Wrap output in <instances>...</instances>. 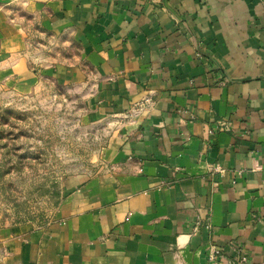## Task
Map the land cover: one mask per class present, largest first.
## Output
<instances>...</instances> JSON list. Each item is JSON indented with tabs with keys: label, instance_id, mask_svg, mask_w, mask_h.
Returning a JSON list of instances; mask_svg holds the SVG:
<instances>
[{
	"label": "crops",
	"instance_id": "crops-1",
	"mask_svg": "<svg viewBox=\"0 0 264 264\" xmlns=\"http://www.w3.org/2000/svg\"><path fill=\"white\" fill-rule=\"evenodd\" d=\"M33 24L76 60L35 69ZM0 59L104 128L48 220L0 228V264H264V0H0Z\"/></svg>",
	"mask_w": 264,
	"mask_h": 264
},
{
	"label": "rangeland",
	"instance_id": "rangeland-1",
	"mask_svg": "<svg viewBox=\"0 0 264 264\" xmlns=\"http://www.w3.org/2000/svg\"><path fill=\"white\" fill-rule=\"evenodd\" d=\"M23 7L20 1L16 12L25 21ZM25 28L24 52L35 69L76 60L71 41L51 38L34 24ZM8 66L0 59V228L48 220L61 181L92 167L104 129L87 120V93L78 86L40 77L24 85L6 73Z\"/></svg>",
	"mask_w": 264,
	"mask_h": 264
},
{
	"label": "built area",
	"instance_id": "built-area-1",
	"mask_svg": "<svg viewBox=\"0 0 264 264\" xmlns=\"http://www.w3.org/2000/svg\"><path fill=\"white\" fill-rule=\"evenodd\" d=\"M148 100H149V99H145V102H149ZM140 105H141V104H140ZM218 126H219L218 128H219L220 130H226V129H228V127H229V125H228V123H227L226 121H220V122L218 123ZM218 168H219V167L216 166V169H218ZM238 252H240V251H238ZM217 253H218L217 248L212 247V246H210V247L208 248L207 260H208V262H209L210 264H215ZM241 260H242V261H245V257L242 256V255H241Z\"/></svg>",
	"mask_w": 264,
	"mask_h": 264
},
{
	"label": "trees",
	"instance_id": "trees-1",
	"mask_svg": "<svg viewBox=\"0 0 264 264\" xmlns=\"http://www.w3.org/2000/svg\"><path fill=\"white\" fill-rule=\"evenodd\" d=\"M56 190H57V193H59V187Z\"/></svg>",
	"mask_w": 264,
	"mask_h": 264
}]
</instances>
